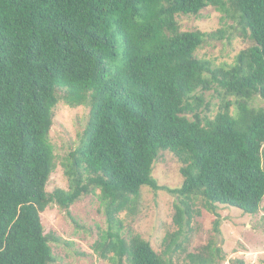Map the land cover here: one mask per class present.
<instances>
[{"label": "trees", "instance_id": "obj_1", "mask_svg": "<svg viewBox=\"0 0 264 264\" xmlns=\"http://www.w3.org/2000/svg\"><path fill=\"white\" fill-rule=\"evenodd\" d=\"M208 7L252 42L232 65L197 55L225 31L181 30L178 15ZM211 90L222 98L213 117L202 94ZM255 97L264 101V0H0V264L56 263L50 243L60 238L44 233L41 213L58 205L70 214L95 191L108 225L95 253L112 264H171L140 236L123 237L119 218L136 212L143 187L161 188V151L182 164L177 227L190 228L197 199L214 213L227 205L257 214L264 107L249 106ZM61 100L88 102L89 121L66 166L69 188L48 192ZM165 242L177 245V234Z\"/></svg>", "mask_w": 264, "mask_h": 264}, {"label": "rangeland", "instance_id": "obj_2", "mask_svg": "<svg viewBox=\"0 0 264 264\" xmlns=\"http://www.w3.org/2000/svg\"><path fill=\"white\" fill-rule=\"evenodd\" d=\"M177 20L182 31L211 33L221 29L226 32L223 39H207L197 51L199 57L212 61L215 66L232 65L238 53L252 45L251 40L239 35L236 23L225 19L214 7L206 8L198 17L178 15ZM202 94L210 104V112L206 114L215 116L222 98L215 90ZM228 100L235 102L234 97ZM249 106L262 108L264 101L255 97ZM232 110L234 112L235 108ZM89 112L88 102L72 106L61 100L56 106L49 133L56 168L48 182V192L69 188L66 166L70 154L81 144ZM181 167L174 154L159 153L153 165V177L161 188L153 191L143 187L136 212L120 215L123 237L130 241L140 236L171 264H198L190 257L196 255L205 257L210 261L208 264H264V199L257 214H246L227 205H217L214 213L206 209L202 199H197L193 204L190 228L186 221L182 228L175 225V206L184 200L175 191L184 181ZM69 213L58 205H50L41 213L44 233L60 238V242L50 243L56 257L54 264H112L93 250L108 228L99 192L80 198L69 208ZM173 233L177 234V245L168 249L165 240ZM177 246L180 247L177 249Z\"/></svg>", "mask_w": 264, "mask_h": 264}]
</instances>
